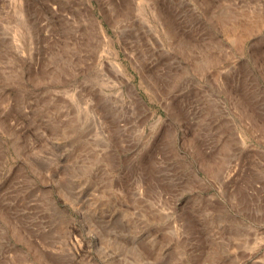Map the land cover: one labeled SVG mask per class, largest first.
Returning a JSON list of instances; mask_svg holds the SVG:
<instances>
[{"label": "rangeland", "instance_id": "1", "mask_svg": "<svg viewBox=\"0 0 264 264\" xmlns=\"http://www.w3.org/2000/svg\"><path fill=\"white\" fill-rule=\"evenodd\" d=\"M0 264H264V0H0Z\"/></svg>", "mask_w": 264, "mask_h": 264}]
</instances>
